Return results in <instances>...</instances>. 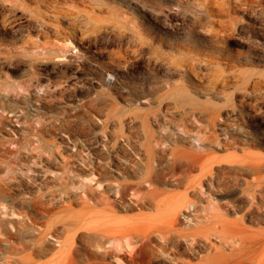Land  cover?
I'll return each instance as SVG.
<instances>
[{
  "label": "rangeland",
  "instance_id": "1",
  "mask_svg": "<svg viewBox=\"0 0 264 264\" xmlns=\"http://www.w3.org/2000/svg\"><path fill=\"white\" fill-rule=\"evenodd\" d=\"M48 1L0 0V264H53L65 235L41 231L57 217L139 231L181 208L175 228L226 253L238 237L212 230L264 233V191L248 193L264 181V0H56L58 21ZM181 153L199 162L179 168ZM92 173L115 177L102 186L111 198L125 181L153 197L138 207L130 190L127 206H113ZM145 176L161 182L137 184ZM201 179L209 194L191 186ZM62 182L72 213L38 207ZM256 246L264 263V239ZM116 252L106 260L125 264Z\"/></svg>",
  "mask_w": 264,
  "mask_h": 264
},
{
  "label": "bare ground",
  "instance_id": "2",
  "mask_svg": "<svg viewBox=\"0 0 264 264\" xmlns=\"http://www.w3.org/2000/svg\"><path fill=\"white\" fill-rule=\"evenodd\" d=\"M55 1L56 0L48 1L49 3H47L45 8L47 9V13H49L48 15L54 17L58 21L60 18L66 17V14L62 15L63 12L59 7H57ZM62 45L64 48L70 49L75 47L70 37H67L65 41L62 42ZM186 55V57H188V54ZM188 62L190 61L188 60ZM188 66L190 67L187 68L194 70V65L192 63H189ZM191 69L190 71H192ZM196 71L200 72L199 70ZM196 74L194 73V75ZM193 157L194 159H188L183 153H181L178 157H173L172 163L175 166L178 165L179 168H182L184 165L193 166L196 162H199V158H195V156ZM146 158L148 160L146 172L151 174L155 173L156 169L152 166L153 161L156 160L155 155L152 151H149L147 152ZM211 173L212 172L210 171H205L202 173V176L207 178L210 177V180L214 182ZM111 178L112 180H115V177L112 175H107L106 173H92L89 181H95L94 185H96L98 188L97 195L101 197L100 200H108L110 198L111 200H109V203H111L113 206H117L119 208L127 206L125 203V196L130 192V190L132 191V195L139 196V199L136 201L138 207L145 206V204L149 201L148 197H153V195L150 193H144V195L140 196V190L137 187L135 188L133 185H131V183L125 181L123 183H118V187L115 188L111 198L109 194H106V190L102 187L103 183H106L104 185L111 184L109 182L111 181ZM154 181L161 182V179H157L152 176H145L142 177V179L138 181L137 184H144L152 187ZM184 181V179H176L172 181V183L181 184ZM201 182H203L202 179L197 182L199 187H196L193 184H191V186L195 189V191H198L200 195L204 192L209 194V191H212V188L209 187L203 191ZM263 191L264 181L258 177L254 178V181L249 183L248 193L252 199L257 198L256 194L260 195L263 193ZM50 192L52 195L56 196L53 201L51 200L47 204V201L45 202L42 200H37L36 203L38 204V207L49 212L51 207L53 208L56 206H61L68 212L72 213L69 207V205L73 203L72 200H69L71 199L70 194L72 192L70 187L66 186V184L62 182L59 187L55 189L51 188ZM62 194H64V196ZM81 197L83 196L81 195ZM66 198H68V200ZM184 204L185 206H193V210L197 209L196 203L190 200L185 201L183 205ZM212 204L213 206H218V203L212 202ZM129 205L131 204L129 203ZM181 211V208L176 210L173 220L169 221L167 225L136 228L139 231H133L132 229L130 230V228H96L84 226L80 219H74L73 217L50 218L46 227H44V229L41 231V234L42 237H45L47 234H51V236L54 238L65 235V238H63L61 244L64 247L66 245L67 248L66 250H61L58 252L59 254L54 259L53 264H110V262L106 260V257L108 255L112 256L116 251H122L121 248L123 246L129 248L122 253L116 252V255L117 259L124 260L125 264H264L260 263V260L256 254L258 249V246L256 245L261 243V241L264 239V233L259 231L250 233L247 228H245V234H242V231L239 233H231L229 230H223L222 232L212 230L211 233H215L216 235L219 234L223 242H228V237H238L239 242L237 243L236 247L231 250L230 253H226L223 251L224 249L222 248V244L220 247H218L211 244L208 239H201L195 232L178 231L175 228V221L179 219ZM14 214L16 215V213ZM27 220L35 223V220H33L32 217L27 218ZM203 235H205L206 238H209L208 230L205 229ZM176 236H178V238H182V240L175 239ZM70 238L72 241L69 240ZM74 239L79 240L80 244L78 246L73 245ZM131 239L136 240L133 243V241H130ZM37 240L38 239L34 241L33 247H36L38 243ZM106 242L113 243V245L106 246ZM22 246L25 247V244ZM182 246L183 250L181 251L180 248ZM206 248H208L209 251L205 255L201 256L199 261H194V259L199 255L198 252L201 249ZM184 255H188L190 259L185 258Z\"/></svg>",
  "mask_w": 264,
  "mask_h": 264
}]
</instances>
